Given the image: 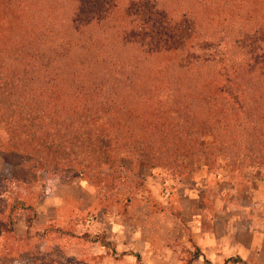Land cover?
I'll return each instance as SVG.
<instances>
[{
    "label": "trees",
    "instance_id": "obj_1",
    "mask_svg": "<svg viewBox=\"0 0 264 264\" xmlns=\"http://www.w3.org/2000/svg\"><path fill=\"white\" fill-rule=\"evenodd\" d=\"M13 1L0 0L5 152L33 158L43 169L68 164L85 180L92 173L101 177V168L112 172L124 156L179 176L219 161L231 173H264V0H180L188 25L196 16L200 23L213 16L207 4L228 11L229 19L213 18V27L192 23L176 46L132 37V14L127 31L111 21L97 37L94 25L114 17L107 0L86 14L65 0L53 7L39 0L36 18L29 3ZM140 1L150 12L158 5ZM163 16V26L180 21ZM19 205L29 229L36 213ZM87 240L115 255L104 235ZM135 258L140 263V255Z\"/></svg>",
    "mask_w": 264,
    "mask_h": 264
},
{
    "label": "rangeland",
    "instance_id": "obj_2",
    "mask_svg": "<svg viewBox=\"0 0 264 264\" xmlns=\"http://www.w3.org/2000/svg\"><path fill=\"white\" fill-rule=\"evenodd\" d=\"M18 1L21 2V6H26L29 3L32 8L29 15L31 16L32 13L33 17H37L40 6L35 2L39 0H14L13 4L16 5ZM65 1L69 8H74L82 14L91 12L90 9L99 10L104 2L103 0ZM216 1L218 4L225 5L239 3L236 0ZM53 2L54 0H47L45 7H53ZM106 2V5H109L107 8H110L109 11H112L111 14L114 17L112 20L110 17L104 19L98 26L94 25L97 29V37L101 36L102 31H105L107 22L111 25V21L120 22L119 26H124V31H127L128 28L124 22L127 20V14H132L135 20L131 32L132 37L136 39L140 37L141 40L151 38L156 42L176 46L178 39L184 36V31L188 30L192 23L194 28L200 25L213 27L214 24L211 25L213 18L216 19L219 16L221 20H224L228 17V11H223L222 8L217 9L218 7L215 9L207 4L209 6L206 7V11L210 7L213 16L205 15L202 23L196 16L191 25H188V21L181 18L184 12V3L180 0L164 2L158 0V5L153 12H150L152 6L142 5L140 0H107ZM250 2L258 4L259 1L250 0ZM42 8L44 9V7ZM252 8L257 10V7L252 6ZM163 14H167L174 20L178 18L180 21L176 26L166 24L163 26L162 22L165 21ZM233 14H235L234 11ZM17 17L18 15L13 13V18L9 21L13 20V31L18 26ZM219 26H223V24H219ZM91 39L96 41L94 37ZM38 166L37 161L33 158L5 152L0 137V262L2 258L4 262L13 258L15 262L26 261L27 264H89L90 262L105 264L107 261L109 264H137L135 254L122 253L133 257L124 255L126 257L123 258L121 254L115 257L116 252L115 255H112L100 243H94L87 238L93 239L97 235L98 238H102L104 235V239L111 249L138 248L137 241H132L133 235L139 229L141 231L150 230L153 233L154 225L157 223L156 216H158V225L165 224L162 228L170 229L171 223L167 221L171 213L169 203L163 205L155 199L151 187L147 184L151 169L155 176L161 177L163 183L192 174L179 176L180 174L172 173L169 169L152 168L148 163L128 156H124L121 165L114 168L112 172L109 169L101 168V172L104 171L101 173L103 174L101 177L92 173L86 180L76 177L73 172L77 169L68 164L47 165L44 169ZM201 168L203 167L199 169ZM204 168L202 170L208 172L212 179L216 180L219 175L226 174L228 181L240 186L248 181L247 178L264 175L263 171L256 170L231 173L221 161L216 162L210 169L209 167ZM104 174H110L112 178L117 179L103 180ZM80 181H86L89 186H92L91 188L97 196V203L87 211H78L74 201L69 199L67 205L56 210V214L50 216L51 221L48 223L46 219L48 215L44 216L41 213L42 201L54 191L57 193L62 186ZM170 186L162 188L161 193L164 196L166 194L170 197ZM19 202L33 208L37 215L29 229H27L25 214L20 210ZM13 207H15L14 214L10 220L9 210ZM161 214L164 215L162 221L159 219ZM9 228L12 231H9ZM24 228L25 235L19 236Z\"/></svg>",
    "mask_w": 264,
    "mask_h": 264
},
{
    "label": "crops",
    "instance_id": "obj_3",
    "mask_svg": "<svg viewBox=\"0 0 264 264\" xmlns=\"http://www.w3.org/2000/svg\"><path fill=\"white\" fill-rule=\"evenodd\" d=\"M202 169L164 183L151 169L147 184L155 199L169 203L170 229L158 225L156 216L154 232L139 229L132 237L138 248H114L115 257L132 253L140 255L137 264H188L198 250L199 257L189 264H264V175L247 178L240 186L228 181L226 174L214 180ZM168 185L171 193L165 197L161 191ZM91 187L86 181L62 186L42 201L41 213L48 215L49 223L69 199L78 211H87L97 203ZM163 216L159 215L161 221ZM24 235L25 228L19 233ZM3 260L0 264H27Z\"/></svg>",
    "mask_w": 264,
    "mask_h": 264
}]
</instances>
